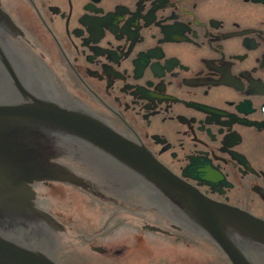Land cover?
Listing matches in <instances>:
<instances>
[{
    "label": "flooded vegetation",
    "instance_id": "af4514ba",
    "mask_svg": "<svg viewBox=\"0 0 264 264\" xmlns=\"http://www.w3.org/2000/svg\"><path fill=\"white\" fill-rule=\"evenodd\" d=\"M27 48L42 60L40 68L19 51ZM1 106L55 107L108 128L220 207L210 211L211 224L251 264H264V241L238 232L235 219L221 211L264 221V0H0ZM19 124L9 120L16 138L2 132L5 164L41 160L81 185L34 182L40 214L27 224L31 231L8 230L3 221L0 236L63 264L44 245H63L70 229L66 209L44 208L37 186L61 184L95 195L115 229L122 224L116 211L126 210L138 179L144 183L139 193L151 201L152 186L182 217L156 208L167 227L144 224V231L186 244L188 236L177 231L203 236L231 263L201 217L200 199L178 204L148 172L62 130L33 129L40 144L24 147ZM106 233L83 240L105 258L123 254L118 240L95 245L94 237Z\"/></svg>",
    "mask_w": 264,
    "mask_h": 264
},
{
    "label": "water",
    "instance_id": "95a60500",
    "mask_svg": "<svg viewBox=\"0 0 264 264\" xmlns=\"http://www.w3.org/2000/svg\"><path fill=\"white\" fill-rule=\"evenodd\" d=\"M24 55L29 57V63L37 68H40L42 60L32 50L24 49ZM9 57L14 63L18 64V60L11 54ZM16 118L20 124L17 127L16 132L18 137H21V142L24 147L30 146L33 143L38 144V137L40 133L33 129L51 128L55 130H62L66 133L76 135L83 138L98 147L109 151L110 153L117 154L123 158L127 163L133 165L137 170L146 171L151 176V180L161 190L167 192L168 196L178 204H184L186 199L191 200L190 196H195L204 202L201 205V217L209 223L210 234L214 240L221 247L223 252L228 256L232 264H251V262L245 257V255L234 245V243L227 237V235L218 226L212 225L211 210L215 206L213 203L203 199L191 186L180 181L173 174L168 172L165 168L158 165L152 158L146 153H142L136 147L128 143L121 136L113 133L108 128L101 125H94L84 118L73 117L72 115L58 110L55 107H0V140L2 132H8V137L16 138L15 127L9 125V120ZM37 133V134H35ZM35 146V145H34ZM33 147V146H32ZM2 148L0 145V223L6 221V228L8 230H26L28 223L32 222V219L36 217V214H40L34 208L35 191L31 184L37 181L57 179L66 181L75 185H81V181L76 177L69 174L63 176L61 172L52 165H46L41 160L36 161L35 164L23 165H11L3 161ZM124 186L129 185L123 183ZM141 181L138 179L134 182L136 194L133 197V201L145 205L151 206L156 210L167 206L168 215L179 219L181 216L177 214L174 209H171L173 204H170L166 199L163 201L159 195V192L151 187V201L143 193H139V190H144ZM131 186V185H130ZM150 189V188H149ZM167 202V204H165ZM203 207V208H202ZM220 208V207H217ZM221 211L232 219V223H235L237 231L246 235L254 240L264 241V221L256 219L248 214H245L239 210L221 207ZM172 214V215H171ZM182 218V217H181ZM23 221V223H21ZM151 231H161L157 227H148ZM255 259L260 260L255 255ZM0 264H55L43 254L36 253L32 250L26 249L21 245L13 243L12 241L0 236Z\"/></svg>",
    "mask_w": 264,
    "mask_h": 264
},
{
    "label": "rangeland",
    "instance_id": "374dc122",
    "mask_svg": "<svg viewBox=\"0 0 264 264\" xmlns=\"http://www.w3.org/2000/svg\"><path fill=\"white\" fill-rule=\"evenodd\" d=\"M55 187L37 186L38 200L46 209H66V225L70 229L64 237L63 245L52 249L51 243L44 245L46 249L54 251L63 264H231L203 236L196 237L187 235L184 230L177 231L186 238L188 236L190 242L186 244L144 231V224L162 223L167 227L165 223L169 222H165L157 210L133 200L124 201L126 210L116 211L119 223L122 224L113 229L112 224L107 223V212L102 209L105 206L95 195L84 193L73 186L58 184ZM100 216H103L102 222ZM26 230L30 232L31 227H26ZM99 232L107 233L94 237L96 246L118 240V248L124 253L108 259L93 252L92 246L84 242L83 236L90 239Z\"/></svg>",
    "mask_w": 264,
    "mask_h": 264
},
{
    "label": "bare ground",
    "instance_id": "6f19581e",
    "mask_svg": "<svg viewBox=\"0 0 264 264\" xmlns=\"http://www.w3.org/2000/svg\"><path fill=\"white\" fill-rule=\"evenodd\" d=\"M26 238H27V242L28 241L31 242V237L30 236H26Z\"/></svg>",
    "mask_w": 264,
    "mask_h": 264
}]
</instances>
